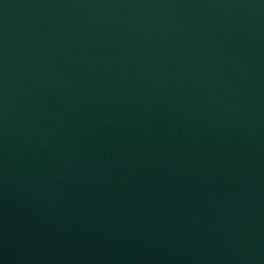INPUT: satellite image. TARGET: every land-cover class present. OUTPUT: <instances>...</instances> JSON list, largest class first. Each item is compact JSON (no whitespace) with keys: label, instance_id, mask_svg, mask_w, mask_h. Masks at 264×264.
<instances>
[{"label":"water","instance_id":"95a60500","mask_svg":"<svg viewBox=\"0 0 264 264\" xmlns=\"http://www.w3.org/2000/svg\"><path fill=\"white\" fill-rule=\"evenodd\" d=\"M0 264H264V0H0Z\"/></svg>","mask_w":264,"mask_h":264}]
</instances>
